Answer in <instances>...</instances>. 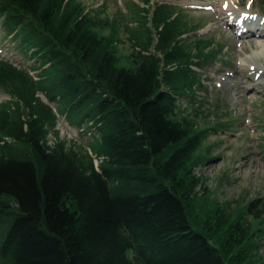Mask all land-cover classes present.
I'll use <instances>...</instances> for the list:
<instances>
[{
	"label": "trees",
	"instance_id": "16d2710c",
	"mask_svg": "<svg viewBox=\"0 0 264 264\" xmlns=\"http://www.w3.org/2000/svg\"><path fill=\"white\" fill-rule=\"evenodd\" d=\"M140 1L110 16L0 0L3 32L34 60L0 59V264H264V200L201 194L211 132L196 120L211 114L180 106L224 45L188 42L203 25L170 0ZM59 115L87 146L60 137Z\"/></svg>",
	"mask_w": 264,
	"mask_h": 264
},
{
	"label": "rangeland",
	"instance_id": "374dc122",
	"mask_svg": "<svg viewBox=\"0 0 264 264\" xmlns=\"http://www.w3.org/2000/svg\"><path fill=\"white\" fill-rule=\"evenodd\" d=\"M88 8L105 4L107 14L118 15L127 12L128 3L132 0H82ZM141 3L140 0H133ZM223 0H173L169 1L184 8L186 19L192 24L203 25L198 31L185 35L188 42L201 36H213L224 45L223 60L202 69L205 89H198L196 101L188 98L180 100L185 113H192L196 107L211 116L201 115L197 118L199 127L209 128L210 135L204 140L202 152L207 156L195 170L204 179L206 188L201 194L209 193L211 199L223 204L232 201L233 205H245L255 198L264 200V56L252 58L256 50H261L264 39L252 35L238 37L227 23L233 15L219 14L224 9ZM247 9L251 0H239ZM157 0H152V4ZM260 0L254 1L255 15L264 20V9L257 6ZM237 0H234L236 7ZM264 6V3H262ZM240 9V10H241ZM225 10V9H224ZM261 13V16L258 15ZM253 15V11L251 9ZM255 17V16H254ZM256 18V17H255ZM257 18V19H259ZM237 30V29H236ZM258 30L257 32H260ZM104 32V31H103ZM108 33V30L105 31ZM126 42V41H125ZM120 46V53L129 55V44ZM218 47V46H217ZM7 58L16 65L30 66L34 60L25 58L6 32L0 33V59ZM247 60L246 65H241ZM229 62V63H228ZM255 66V67H254ZM200 70V69H199ZM37 72V71H36ZM35 73V72H34ZM239 93H236V92ZM9 96L0 90V102ZM226 111L222 118L216 107ZM223 120L220 131L212 128ZM230 127V128H229ZM57 128L60 137L78 145L87 146L90 135H82L71 127L65 117L59 116ZM55 136L50 135V141ZM207 196V195H206ZM262 227L264 228V222ZM264 253V242L260 249Z\"/></svg>",
	"mask_w": 264,
	"mask_h": 264
},
{
	"label": "bare ground",
	"instance_id": "6f19581e",
	"mask_svg": "<svg viewBox=\"0 0 264 264\" xmlns=\"http://www.w3.org/2000/svg\"><path fill=\"white\" fill-rule=\"evenodd\" d=\"M222 4H227V8L218 10L219 14H226L228 17L230 15H233L232 18H228V25L234 29L233 31L238 33L239 35L244 34L247 30L248 33L250 32V37L252 35L264 39V20L262 18L257 19L252 15L251 8L249 10H240L241 3L239 0H237L236 7H234V0H223ZM239 30H238V29ZM237 29V30H236ZM258 30H261L260 32H257ZM262 49L256 50V52L251 56L252 58H261L264 56V42L261 44ZM247 60L243 61L241 65H246ZM236 93H239L238 91Z\"/></svg>",
	"mask_w": 264,
	"mask_h": 264
}]
</instances>
